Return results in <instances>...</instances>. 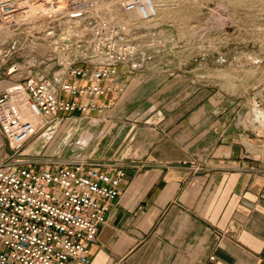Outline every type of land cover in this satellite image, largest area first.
<instances>
[{
  "label": "crops",
  "instance_id": "crops-1",
  "mask_svg": "<svg viewBox=\"0 0 264 264\" xmlns=\"http://www.w3.org/2000/svg\"><path fill=\"white\" fill-rule=\"evenodd\" d=\"M116 68L118 92L108 112L94 114L103 130L84 158L126 177L90 247L92 264H264L260 106L162 76L153 61ZM10 154L0 129V162Z\"/></svg>",
  "mask_w": 264,
  "mask_h": 264
},
{
  "label": "built area",
  "instance_id": "built-area-1",
  "mask_svg": "<svg viewBox=\"0 0 264 264\" xmlns=\"http://www.w3.org/2000/svg\"><path fill=\"white\" fill-rule=\"evenodd\" d=\"M51 1L60 11L48 15L64 14V6ZM107 1L117 2L124 20L111 12L85 22L83 13L74 11L67 28L48 32L64 77L27 78L0 91V129L11 149L9 158L0 162V264H92L90 247L110 205L120 197L126 172L111 162L83 158L37 169L24 149L67 116L108 112L113 105L107 97L118 92L117 65L128 63L136 70L153 61L155 45L144 47L135 38L147 30L142 25H149L148 35L155 36V0ZM20 10L16 0H0V33L20 22ZM93 59L101 61L90 65ZM18 97L25 99L31 120L20 114ZM37 119L43 121L38 127Z\"/></svg>",
  "mask_w": 264,
  "mask_h": 264
},
{
  "label": "rangeland",
  "instance_id": "rangeland-1",
  "mask_svg": "<svg viewBox=\"0 0 264 264\" xmlns=\"http://www.w3.org/2000/svg\"><path fill=\"white\" fill-rule=\"evenodd\" d=\"M16 1L22 12L20 22L0 33V79L6 81V89L27 78L54 81L66 75L54 59L52 37L47 34L67 28L70 13L82 12L85 22L104 19L111 12L119 21L125 19L116 1L54 0L66 11L51 17L48 14L60 11L53 0L51 6L50 0ZM155 2L159 9L152 26L155 36L148 35L149 25H142L147 30L142 29L135 39L144 47L155 45L151 48L153 62L161 75L187 76L200 85L213 86L216 93L229 90L246 95L264 116V0ZM100 61L93 59L89 64ZM87 117L67 116L64 122L41 131L24 147L26 158L39 169L66 166L90 156L103 127H99L97 116ZM38 138L42 144L36 146Z\"/></svg>",
  "mask_w": 264,
  "mask_h": 264
},
{
  "label": "bare ground",
  "instance_id": "bare-ground-1",
  "mask_svg": "<svg viewBox=\"0 0 264 264\" xmlns=\"http://www.w3.org/2000/svg\"><path fill=\"white\" fill-rule=\"evenodd\" d=\"M17 100H18L17 107L19 108L20 114H22L25 119L31 120V114H29L25 99H23V97L22 98L18 97ZM34 122L36 126L38 127L42 124L43 121L41 119H37Z\"/></svg>",
  "mask_w": 264,
  "mask_h": 264
}]
</instances>
